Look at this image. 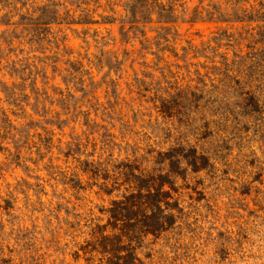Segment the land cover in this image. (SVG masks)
<instances>
[{
	"label": "rangeland",
	"instance_id": "rangeland-1",
	"mask_svg": "<svg viewBox=\"0 0 264 264\" xmlns=\"http://www.w3.org/2000/svg\"><path fill=\"white\" fill-rule=\"evenodd\" d=\"M157 1L0 0V264H100L150 179L123 264H264V0Z\"/></svg>",
	"mask_w": 264,
	"mask_h": 264
},
{
	"label": "trees",
	"instance_id": "trees-1",
	"mask_svg": "<svg viewBox=\"0 0 264 264\" xmlns=\"http://www.w3.org/2000/svg\"><path fill=\"white\" fill-rule=\"evenodd\" d=\"M130 8L129 11L132 15L137 16V14L145 15L147 12H151L156 8L159 10H166V5L159 3L157 0H129ZM53 3L47 4L41 8L42 13H48L47 22L58 21L60 18L59 12L55 8H51ZM71 19L74 16L71 15ZM80 22L88 20L86 15H80L78 17ZM88 23V21H87ZM143 178H150L144 172L140 173ZM148 182L149 185H138L135 183L136 192H130L121 201H113L112 207L109 212V219L111 221L110 225L113 229H117L120 233L108 234L106 229L99 230V225L93 234V241L90 244L92 251L100 254L102 258L100 259V264H123L126 260V256L122 252H129L134 249L133 239L130 238V234L133 232L131 223L136 222V228L139 229L140 234H156L157 231L165 230L166 228V218L169 216L167 209L169 206L168 200L166 198L170 197L169 192L165 191L163 187L156 188L155 183ZM151 182V183H150ZM164 186V185H162ZM143 191H146L145 193ZM155 191V192H153ZM148 196H154V201H146ZM165 206V207H164ZM156 219L155 225H152L151 220ZM141 226L138 227V225ZM128 240L127 245L125 244ZM133 253V252H132Z\"/></svg>",
	"mask_w": 264,
	"mask_h": 264
}]
</instances>
